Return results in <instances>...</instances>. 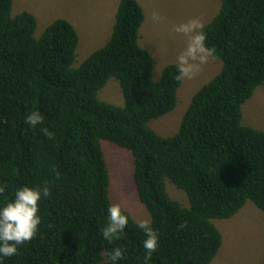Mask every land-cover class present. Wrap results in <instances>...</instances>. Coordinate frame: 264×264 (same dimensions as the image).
<instances>
[{
    "label": "trees",
    "instance_id": "trees-1",
    "mask_svg": "<svg viewBox=\"0 0 264 264\" xmlns=\"http://www.w3.org/2000/svg\"><path fill=\"white\" fill-rule=\"evenodd\" d=\"M13 4L0 0V181L9 197L19 185L47 181L51 196L40 202L35 238L4 264H111L115 247L124 252L117 264H212L223 240L213 220L234 217L249 200L264 212V131L242 124L243 105L264 84V0H221L204 29L221 71L169 137L150 122L175 110L183 81L176 64L154 78L153 54L139 42L145 12L137 0L120 1L109 42L79 67L70 21L57 19L37 36V17L13 15ZM112 78L122 106L99 98ZM34 110L44 116L36 128L25 121ZM104 140L132 153L138 197L159 233L149 258L126 210L125 233L112 243L102 236L113 204ZM168 183L189 206L171 197Z\"/></svg>",
    "mask_w": 264,
    "mask_h": 264
},
{
    "label": "rangeland",
    "instance_id": "rangeland-1",
    "mask_svg": "<svg viewBox=\"0 0 264 264\" xmlns=\"http://www.w3.org/2000/svg\"><path fill=\"white\" fill-rule=\"evenodd\" d=\"M121 0H14L13 15L28 11L37 17L36 35L41 36L57 19H67L77 29L80 43L74 64L79 67L92 53L105 46L115 24ZM145 12V21L140 30V45L154 57L153 74L156 80L162 77L166 66L176 64V57L185 47L186 38L172 32L173 24L197 18L204 25L218 14L221 0H137ZM159 10L163 23H153L151 14ZM222 68V64L210 57L200 72L185 79L178 91V105L174 111L153 120L151 126L161 136L176 134L194 95ZM99 98L105 102L122 106L124 97L119 82L112 78L100 91ZM242 124L264 131V84L260 86L242 107ZM102 147L108 163L111 186L110 200L120 204L139 222L151 219L141 203L134 182V159L132 153L104 140ZM171 197L189 206L185 192L168 183ZM222 233V245L212 264H263L264 262V212L252 201L229 219L213 220ZM102 264H106L104 261Z\"/></svg>",
    "mask_w": 264,
    "mask_h": 264
},
{
    "label": "clouds",
    "instance_id": "clouds-1",
    "mask_svg": "<svg viewBox=\"0 0 264 264\" xmlns=\"http://www.w3.org/2000/svg\"><path fill=\"white\" fill-rule=\"evenodd\" d=\"M153 23L159 24L165 21V16L159 10H153L151 14ZM205 25L197 18L172 25V32L186 38L185 47L176 57V79L183 81L197 75L202 66L210 57L215 55V49L207 44ZM26 123L36 128L44 122V116L39 110L28 113L25 117ZM46 136H52L47 128L43 129ZM9 184L0 181V264H4L6 258L15 256L19 246L31 241L37 235L42 217L40 214V202L45 197L51 196V189L47 181L40 185H19L7 195ZM129 223V216L126 215L120 204H111L107 208V220L102 228L103 238L112 243L119 239ZM138 227L143 231L145 239L143 248L146 258L152 256L159 247V233L152 227L150 219H142ZM121 248L112 249L109 259L111 264L123 257Z\"/></svg>",
    "mask_w": 264,
    "mask_h": 264
}]
</instances>
